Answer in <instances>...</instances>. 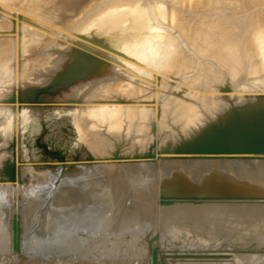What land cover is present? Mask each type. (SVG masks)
Listing matches in <instances>:
<instances>
[{
    "label": "bare ground",
    "instance_id": "1",
    "mask_svg": "<svg viewBox=\"0 0 264 264\" xmlns=\"http://www.w3.org/2000/svg\"><path fill=\"white\" fill-rule=\"evenodd\" d=\"M245 1L244 0H0V93H1V86L3 85V83L5 81H8V80L13 81V83H11L10 86H7L8 87L7 90H5L6 89L5 86H4L5 89H3V87H2V92H3V90H5V91L2 94H0V116L2 115L1 117H4V119L6 121V122L4 121L5 123L2 122V125L0 124L1 127L3 126V128H4V131L2 130L3 133L2 132H0V133L3 134L2 135L3 138H5V139L7 138L6 141L8 139H11V137H12V139L9 140L11 142H12V140H14L13 137H15L17 134L21 133L20 131H22L21 130L22 125H25L23 123L25 122V120L27 118L29 119V117H30L29 116V113H30L29 112L30 111L29 105H30V103L33 102V99L35 98L36 94L39 91H41L43 88L48 86L47 84H49V86H50V83H52V82H59V81L67 80L70 78H74V77L78 76V74L91 73L95 77V80L90 84L91 86L88 89H86V92L83 94L84 97L80 98L81 100L78 101V105L76 107V109L78 111V116H76L77 117V119H76L77 125L76 126L78 128V125H80L79 126L80 129L83 130V131L81 130L80 132H82L84 134L83 137H85V140H84V138H82V135H81L82 133L80 134V137L85 141V143H87L85 145L89 146L91 153H93V155L94 154L96 155V156L94 155V157H97L98 159L97 158L96 159L98 160V162L102 163L103 164L102 166L104 167V165H108L109 163H111L112 161H115V160H120V159L129 160L131 157L136 156L140 152L139 149L143 146L139 147L138 143L134 144V145H130L131 146L130 149L126 150L123 153H118V151L116 150L117 146L122 141H128V139H127L128 135L130 136L133 132L139 130V128L141 126L139 125L140 126L139 127L138 123L146 122L145 121L146 119L155 118L156 115H159L158 113L162 110V108H167L166 110L169 111V109H168L169 106H172V107L178 106V110L181 111L182 118H180L181 116H179L177 114L176 116L177 117L179 116V118L176 117V122H177V119H182L186 122L184 124L186 125V131L188 133L187 138L193 137V139L195 138V140H196L195 145H194L195 150L192 153H190L189 155H184L183 153L180 154L178 152V144L180 145L181 142H183V138H180L174 142H171L170 145H169V143L166 144V146H165V144L158 145L156 148H154V152L156 154H161V155L162 154H168L169 155L168 159L165 157V160H166V162H169V163L177 162V160H181V158H183L184 160H187V161L188 160L189 161L194 160V165H197V163H195L196 160L198 161V160H200V158H205V157L208 159L206 161H203V164H204L203 166H199V167L196 166V167H198V169L196 168L195 172H194L196 174V176L199 177L200 182H202V184H203V191L199 190L198 189L199 186L197 187V185L194 183V181H192V179L190 178L189 172L186 173L187 176L183 172L184 175H183L182 181H181V183L178 187V190H177V192H178L177 202L179 204L178 207H180V209H178V211L176 210L177 211L176 214H173V216H171L170 218H166L164 220V222L166 221L169 223L168 225H165V226L162 225L161 227L162 228L166 227L165 230L168 231L169 235L172 236V238L176 237L180 233L179 228L188 224L189 220H192L193 215H192L191 208H193L197 204H202V206L205 205L208 207H210V206L212 207L213 205L217 204V205H221L220 206L221 208L217 206L218 207L217 210L212 208L213 209V211L211 210L212 212H209L210 211V209H209V210H207L208 212L205 211L206 214L199 215V219L203 224V226H201V227H203V228L202 229L200 228L201 231L198 232V234H200V235L195 236L196 241L194 240V237L192 235H190L193 238H190L191 241L189 242V243H191L192 239H193V241L197 242L196 246L192 243V245L195 246V248H194L195 251L200 250L203 252L209 248L210 243L213 242L214 237H216L215 234L218 235V231H217V233H215V232L219 226H217V228H214L213 226H215V223H218L222 227H225V225H226V227H230L229 228L230 230L233 229V226H236L238 228H240L241 226H244V227L247 226L246 228L249 231L250 227L254 228L257 226V222L259 221L260 215H262L264 213V178L262 181H256V182L253 181L254 177L251 178L252 177L251 171H253V170L258 171L259 176L264 177V155H263V152L260 154L257 153V151H258L257 149L259 147L261 148L263 146L262 142L264 143V141H261V139H263L264 135L262 137L261 136L262 134H260V136H258L259 134H257V135L255 134L256 129L259 131L258 133H260V132L264 133V131L262 130V128H264L263 127L264 125L262 126V123L264 124V119H261L258 117L259 119H261L263 121H262V123H258V122H260V121H258L259 120L258 119L257 120L258 122L254 121L255 124H254L253 120H251L252 118H254L253 115L256 114V113L253 114V112H255L257 110V108H256L257 106L261 109L264 108V100L263 101L261 100L264 96V6L255 7L254 5L253 6L251 5V7H253V9H251L252 11L250 10L251 11L250 14H248V12H246L247 10L245 9V11H244L245 15L248 14L246 16H248L247 18L250 20L249 27L252 26V29H254V32H252V35H250L251 33H249V32H251L252 30L249 27H248V33L245 31L239 32L240 31L239 29L242 28V27L239 28V26L241 24V22H240L239 26L237 25V27L239 28V29H237V31L239 33H237V35H235L236 38L233 42H232L233 39H231V37H230L232 34V33H230V31L234 28L233 27L234 24H236V23L238 24V22L240 21V20H238L239 16L237 17V15H240L244 12L240 11V13L236 14L237 19L233 18L234 15H233V17H230V15H225L226 14L225 12L229 8L230 9L238 8V7H242V5H244V8H245V5L248 4V2L246 1L247 2L246 3ZM243 2H244V4H243ZM263 2H264V0H263ZM250 4H251V1H250ZM262 4H264V3H262ZM233 11H234V9L232 11H230V12H232L231 14H235V12L233 13ZM236 11L238 12V9ZM218 12H221L224 15L219 14ZM196 14H197V17L199 14L198 19L195 18ZM200 14H202V15L200 16ZM240 17H242V15ZM240 19H243V18H240ZM242 22H244V21L242 20ZM246 23H247V21H246ZM241 26H242V24H241ZM235 27H236V25H235ZM244 29H246V28H244ZM249 29L251 31H249ZM229 33H230V36H229ZM233 34H235V33H233ZM30 52H31V56H30ZM34 53H35V55H34ZM20 56L23 59L27 60L26 63L23 64L21 71H20V69H18V67H17V69L19 71L18 73H13L12 72L13 69L8 70L7 68L12 64L14 65L17 61L16 62H15V60L11 61V62H13L12 64H10L11 62H9L10 65L6 64V65H9L7 68L5 66V61L7 59H12V58L16 59L17 57H20ZM22 58H20V59L22 60ZM4 59H6V60L4 61ZM21 60L18 62V64L19 63L22 64ZM16 64H15V66H16ZM20 67H21V65H20ZM145 67L148 70L146 69V71H143V69H145ZM9 68H11V67H9ZM141 71H143V72H141ZM16 72H17V70H16ZM98 72L101 73V75H102L100 79H96L97 78L96 74ZM244 78L251 80L252 84L251 83L250 84L256 88H260V90H261L260 92H259V90H254L255 93L252 90V94H250V93L249 94L251 96L253 95V97H250L249 94L246 93V95L248 94L247 96L249 99H247V100L245 99L246 102L245 103L243 102V104H244L243 110H245L247 105H249L248 106L249 108H250V106L252 108H254V106H255L256 110L251 111L252 113L250 112L253 117L251 116L252 117L251 118L250 116H248V118L250 117L249 118L250 120L248 119V121L252 122L251 128H253V124L255 126L258 125L257 128H253V130H255L254 132L252 130V133H250L251 132V130H250V132H249L250 134H246V135L252 134V135L256 136L255 137L256 139H258L259 137L261 138L257 142V140L254 141L255 139L253 136V138L251 137L252 140L250 139L248 141V144H246L247 139L245 140V144L243 143L244 146L249 145V147H252L253 144H251V143L256 142L255 146L253 145V147L254 148L257 147L253 150V151H255V150H257V151L251 153L250 152L251 149H250L249 150L250 154L247 153L250 160L246 161V162H249L248 165L246 166V168H245V166L236 163L235 157L231 156L229 154V152L228 153H226L227 151L220 152V151H217L216 149H214L215 147H219L221 145L220 142H223L225 138L219 142L220 145L218 144V141H217L220 139L216 140L217 146L215 144H213L214 143L213 138H217L216 136L213 137L214 132L219 133L221 131H218V130L214 131L213 130V131L208 132L207 123L204 122L205 124L202 125L201 121L203 118H205L204 115L207 114L206 113L207 111L205 112V110H207V109H208V111L210 110L209 104L211 102H214L215 98L212 97V98H214L213 101L205 100V96L207 93L203 90V92H205V93L201 94L202 91L200 92L198 90L202 87L203 83L204 84L207 82L209 83L210 82L209 79H213V83L217 82L216 84H219L220 82L221 83L222 82L223 83L228 82V83H230L229 87H230V85L233 88L237 86L238 91L242 92L241 90H244L245 89L244 87H246V85L244 84L245 86H243L242 87L243 89H242V88H240L241 86H239L238 81H240L241 79H244ZM245 83L249 84L247 82H245ZM8 84H10V83H8ZM8 84H6V85H8ZM211 84H212V82H211ZM250 84H249V86H247L248 88L246 87L245 90H249V88L251 87ZM51 85H54V84H51ZM212 85H214V84H212ZM227 85H226V87H228ZM205 87H207V86H205ZM206 89H208V88H206ZM209 89H208V91H210ZM212 89H211V91H212ZM223 89H225V87ZM237 89H235V91ZM252 89H255V88H252ZM249 91L251 92V90H249ZM239 92H238V94L236 92V94L242 95L243 92H245V91H243L242 94H240ZM8 93L10 95H8ZM212 93L215 94V91H213ZM233 93H234V91H233ZM203 95H204V99H203ZM211 95L212 94H210V96ZM226 95H228V94H226ZM233 95L229 96L228 99L229 98L234 99L232 97ZM247 96L245 97V95H244L241 97L247 98ZM12 97H14V99H15L14 102L10 101ZM232 99L230 100V102L232 101ZM200 100L201 101H204V100L208 101V103L210 102L209 104L207 103L209 108L204 109L201 105L204 104L205 101L203 103V102H200ZM239 100L241 101L242 99H238V101ZM172 101H173L174 105H172ZM25 102L27 103V106L26 107L23 106V108H20V106L23 105ZM232 102L234 103V100ZM19 104H21V105L18 106ZM212 104H214V103H212ZM204 105H206V104H204ZM175 109H177V107H175ZM246 110H247V108H246ZM77 111H74V112L77 113ZM213 111H215V110H213ZM164 112H162V115H164ZM175 112H177V110ZM175 112H172V113H175ZM209 112L211 115L212 114L211 110ZM226 112H228V111H226ZM259 112L264 113V109H262V110L259 109ZM178 113H180V112H178ZM247 113L249 114V112H247ZM232 114H233V112H232ZM223 115H225V114H223ZM258 115H259V113H258ZM164 116H165V119H164V122H165L166 117L168 115L166 114ZM228 116H224V117L227 118ZM1 117H0V119L2 120ZM172 117H174V116H172ZM214 117H215V115H214ZM207 119H209V118H207ZM160 121L161 120L159 119V127H160V123H161ZM174 121H175V119L173 118L172 122H174ZM157 123H158V121H157ZM174 124H176V123L174 122ZM259 124H261V125H259ZM161 125H162V127L164 126L163 124H161ZM123 126H124V128L125 127L127 128V129H125L126 133L123 132L124 130H122V131L120 130ZM143 127H144V124H143ZM156 127H158L157 124H156ZM162 127H161V129H162ZM183 128H185V127H183ZM183 128H180L181 131ZM167 129H168V126H167ZM239 129H241V128L239 127ZM149 130L150 129L148 127L147 131H149ZM0 131H1V129H0ZM140 131H141V129H140ZM168 131L170 132V129L167 130V133L169 134ZM146 132L143 131V133H146ZM140 133H139V135L142 136L143 133H141V134ZM183 133H184V131H183ZM246 133H248V132H246ZM168 134H166L165 138L169 137ZM235 135H236V133H235ZM246 135L245 136L243 135V137H241V138L243 139L245 137V138L249 139V137H247ZM143 136H144V134H143ZM170 136H171V134H170ZM159 138H161V137H159ZM209 138H212V139L210 140ZM234 138H235L234 140L236 142L237 141L236 136ZM237 138H239L241 140V138L239 136ZM139 139H140V137H139ZM239 139H238L239 142H236V143L238 145H240V144L242 145L241 142H243L244 140L240 141ZM234 140L232 138V141L231 140H228V141L230 143V142H233ZM164 141H165V139H164ZM2 142H3L2 144H5V141H2ZM224 142L226 143L227 141H224ZM234 143H232V144L235 145L236 143L235 144ZM126 144H127V142H126ZM211 144H212V146H211ZM213 145H215V147ZM257 145H259V146H257ZM98 146H99V148H97ZM14 147H16V146H14ZM2 148L3 147L1 145V149H0V191L16 189V190H18L17 192H19L23 188L25 189L26 187H24L23 184L16 183L15 181H14L15 182L14 183L13 180H11V178L6 176V174L4 175V171H3V170H5L4 165H5V160H7V157H9L10 159L12 158V160L17 157L16 156V154H17L16 148L17 147L16 148L11 147L9 152H8L9 149L5 150L6 149L5 147L3 149ZM118 148H119V146H118ZM120 148H122V147H120ZM174 148H177V150ZM221 148H222V145H221ZM248 149H247V151H248ZM256 153L258 155H256ZM144 160H145V158H144ZM15 162H16V160H15ZM97 165L99 168L100 165L99 164H97ZM110 166L112 167L113 164ZM113 168L114 167H112L111 169H113ZM99 169H97V170H99ZM95 171H96V169H95ZM31 172H32V170H31ZM48 174H49V172H48ZM253 174H254V172H253ZM99 177H100V175H99ZM76 178H78V177L76 176ZM86 178H89V180H91L90 176L86 177ZM103 178H104V176H103ZM69 179H70V177H69ZM144 179H146V178H144ZM165 179H166V177H165ZM105 181H107V180H105ZM175 181H177V180H175ZM17 182H18V179H17ZM21 183H23V182H21ZM82 183H79V184H82ZM143 184H144V182H143ZM79 187H82V186H79ZM111 188H113V187H111ZM111 188L105 187V189L103 188L102 191L105 195L110 197L111 200H114L115 195H113L112 192H110ZM77 189L74 188L71 191L76 190V192H77ZM34 190H32V191L34 192ZM32 191H31V193H32ZM65 191H66L65 193H67L66 189H65ZM131 191L132 190H130V192ZM74 192H72L73 195L75 194ZM82 192H84V191H82ZM91 192L89 191V193H91V195H89V193L86 192L87 195H81V197L83 196V198L87 199V196H88V198L90 200L91 199L90 197H92V194L94 193V191L92 190ZM24 193H26V192H24ZM78 193H80V192H78ZM62 194H64V193H62ZM146 194L149 195V193H145L144 195H146ZM78 195H80V194H78ZM173 195H176V194H173ZM67 196H69V194H67ZM71 197H69V198H71ZM73 197L76 198L75 196H73ZM142 197H143V195H142ZM152 197H154V196H152ZM229 197L237 198L238 202L233 203V201H228ZM1 198L2 197H0V199ZM4 198H5V195H4ZM17 198H19V197H17ZM29 198L31 199V197H29ZM63 198H64V196H63ZM147 198H149V196ZM171 198H173L171 200V201H173L174 197H171ZM67 199H68V197H67ZM19 200L21 201V198ZM19 200L17 199V201H19ZM79 200H78V203H79ZM127 200H128V198H127ZM33 201L35 203V199ZM33 201H32V203H33ZM66 201L67 200H65V202ZM90 201H89V203H90ZM171 201H170V203H171ZM93 202H94V199H93ZM128 202L129 201H126L125 204H127ZM144 202H146V201H144ZM36 203H37V201H36ZM74 203L77 204V206H78V203H76L75 201H74ZM5 204H8V203H5ZM29 204H30V201H29ZM67 204H69V203H67ZM22 205H24V203ZM26 205H27V203H26ZM35 205H37V204H35ZM38 205H40V204H38ZM69 205H71V203ZM98 205H100V204H98ZM128 205L130 206V204H128ZM3 206L7 207V205H4V203H3ZM3 206H2V208H3ZM72 206L74 207L75 205L73 204ZM145 206L148 207V205H145ZM149 206H151V204ZM11 207H12V205H11ZM25 207H20V208H25ZM30 207H32V206L30 205ZM166 207H167V205H166ZM2 208H0V257H1L0 264H36L37 262L33 263L34 261H31L32 259H30L28 257L29 256L28 253H26L25 255L22 254L23 256L20 257L18 254H21L23 251L15 250L13 248V243H12L13 242V240H12L13 232H12V228H11L12 225L9 226L8 225L9 223L6 222V221L9 222V220L12 218L8 219L6 217L8 215L6 212V210L8 208L7 209L4 208V212H6V215L3 216V214H5V213L3 212ZM27 208H28V206H27ZM80 208L81 207H79V209ZM88 208H89V205H88ZM96 208H97L96 210H95V206L93 208L95 213H97V210L100 209V208L98 209L97 205H96ZM130 208L132 210L133 207H130ZM129 209H127V210H129ZM24 210H26V209H24ZM28 210L29 209H27V211ZM32 210H34V209H32ZM72 210H74L75 213H77L76 216L74 214V216H75L74 218L78 219L79 217H81L80 215H78V211L80 212L81 215L83 214L82 210L80 211L77 209L78 210L77 212H76L75 208H73ZM89 210H92L91 207ZM133 210H135V208ZM143 210H144V207H143ZM148 210H150L149 207H148ZM7 211H9V209ZM87 211H88V209H87ZM20 212L21 211H19V213ZM83 212H84V210H83ZM88 212H90V211H88ZM101 212H102V210H101ZM101 212H100V214H102ZM150 212H151V210H150ZM30 213L31 212H29L28 214H30ZM70 213L73 214L72 212H70ZM131 213H133V212H131ZM141 213H139V214H141ZM71 214L68 216H71ZM94 214H93V216H94ZM152 214H153V211H152ZM17 215H18V213H17ZM49 216H48V218H50ZM68 216L66 217L64 215V217L67 218L66 220L70 219V218H68ZM85 216H86V214H85ZM93 216L90 215V217H88V215H87V217H85V219L87 218L88 221H89V219L93 221L94 220ZM96 216H98V214H96L94 217H96ZM126 216H128V214ZM9 217H12L11 214ZM62 217L63 216L59 217V218H61L60 221H63ZM6 218L8 220H6ZM81 218L83 219L84 217H81ZM98 218H99V216L96 217L95 219L97 221H99ZM100 218H102V217H100ZM103 218H105V217H103ZM113 218H116V217H113ZM121 218H124V217H121ZM261 218H263V217H261ZM85 219H83V220H85ZM137 219H138V217H137ZM142 219H146L144 217V215H143ZM20 220H19V223H20ZM66 220H64V221L66 222ZM71 220H72V218L70 219V221ZM96 220H94L93 223H95ZM100 220L102 221V219H100ZM124 220H125V218H124ZM73 221H74V223L76 221V223H75L76 227L80 229L81 223L80 222L77 223L76 219L75 220L73 219L72 222H70V223H69V221H68V223H66V224H68V227L70 226L69 229L70 230L73 229L74 225L71 226V224H73ZM104 221H106V219ZM104 221L101 223L99 222L98 224L97 223L92 224L89 221L91 226L92 225H96V226H94V227L92 226L91 227L92 229L90 230L89 229L90 226L87 224V226L89 227L88 229L90 231V232L89 231L88 232L91 233V231H93V230H95L97 232H101L103 230V228L107 226V224ZM126 221H124V222H126ZM83 222L82 223L85 225V221H83ZM86 222H87V220H86ZM149 222H151V221H148V223ZM66 224H64L65 228H66ZM218 224H216V225H218ZM222 224H224V226ZM62 225H63V222L61 223L60 228ZM148 225H150V224H148ZM43 227H45V226H43ZM84 227H83V229L81 228L80 231H78L79 229H77L75 234L73 233V235L75 236L77 233H78L77 235H79V232L81 233L82 230L86 231V227L85 228ZM122 227H121L122 232L120 231L121 234L125 232L123 230L128 229V228L124 229V227L123 228ZM192 227L190 230H192ZM248 227H249V229H248ZM93 228H95V229H93ZM143 228H142V231H143ZM160 228L158 227V230L154 229L153 231L154 232L156 230L159 231ZM195 228L196 229H194V231L195 230L199 231L198 226ZM246 228H244L242 230V232H246V231H244V230H246ZM30 229H32V227ZM57 229H55V230H57ZM69 229H67V231H65V232H67V235L71 232V231H68ZM75 229H73L72 231H74ZM183 229H184V227L181 228L182 233L184 231ZM241 229H238L235 233L232 232V236L234 234V237L236 236L235 238L234 237L232 238L231 236H229V237H231L234 240H236L239 237L238 239L241 240V236L245 235L244 233H242L240 231ZM50 230H52V229H50ZM226 230H227V228H226ZM254 230H256V229H254ZM261 230L263 231V229H261ZM59 231L62 235V232H61L62 230H59ZM59 231L58 232L56 231V234L59 233ZM85 231L83 233H85ZM153 231L151 230V232H153ZM160 231L162 232V230H160ZM256 231H255V233H258V231L257 232ZM27 232H29V230H27ZM40 232H42V231H40ZM43 232H45V230H43ZM137 232H139V231H137ZM137 232H135V233H137ZM221 232L223 233V231H221ZM221 232L219 235L222 234ZM226 232L224 233L223 236H225V234L226 235L228 234V232L227 233ZM237 232H238V234L242 233L243 235L239 234V236H238V235H236ZM119 233H118V235H119ZM143 233H145V232H143ZM150 233H148V234L145 233L144 236L150 235ZM163 233L165 234V236H167L166 235L167 232L165 233V231H164ZM182 233H181V236H182ZM44 234L47 235V232ZM121 234H120V236H121ZM156 234H158V235H156ZM164 234H162V233L159 234L156 232L155 236L157 237V236L162 235L163 242H165L166 239L164 241V238H165V237H163ZM25 235L26 234H22V237ZM31 235H32V232H31ZM63 235H65V234L63 233ZM67 235H66V237H67ZM85 235H86V233H85ZM90 235H94V234L92 233ZM95 235H94V237H95ZM136 235L139 236L142 234L137 233ZM71 236H69V238L67 237V239L70 240ZM74 236H72V237H74ZM131 236L133 237L134 235H131ZM144 236L143 237L140 236L141 238H143L142 239L143 241L147 238ZM181 236H180V238H181ZM183 236L185 237L184 240L186 239L189 241V239L186 238L187 236L185 235V233ZM190 236H188V237H190ZM22 237L20 236V243H22L21 241L24 242V240H25V238L23 240ZM28 237L31 238V240H32V238L34 236L33 235L29 236V234H28ZM47 237H49V235ZM54 237H55V235H54ZM62 237L63 236H61V238ZM75 237H77V236H75ZM79 237H77L78 241L83 236L81 235ZM156 237L152 236V238H156ZM227 237L228 236H226V238ZM58 238H60V235ZM113 238H114V236H113ZM128 238H129V236H128ZM135 238L136 237L133 238V243L136 241H140V239H141V238L137 237L136 238L137 240L134 241ZM157 238H160V237H157ZM223 238H225V237H222L221 239L223 240ZM244 238L246 239V237H242V239H244ZM52 239H55V238L52 237ZM107 239H108L107 240L108 244L110 241L109 239H111L112 243L114 242L111 237H109ZM238 239H237V242H238ZM31 240L29 241L30 244H27L28 242L25 243L28 240H26L24 242L26 244V246L31 245ZM42 240H43V238H42ZM48 240H49V238H48ZM59 240H61V239H59ZM59 240H57V238H56V241L59 242ZM74 240L76 241L75 238H74ZM74 240L71 239L68 243L70 244V242L72 241L75 244L77 241L75 242ZM102 240L105 241V239H102ZM102 240H101V247L103 248V246H106V245H103L104 241H102ZM142 240L140 241L141 243H142ZM181 240L178 239V241H179L178 243H180ZM226 240H228V239H226ZM131 241H130V243H131ZM167 241H168V239H167ZM218 241H219V237H218ZM218 241H215V243ZM117 242H115V243H117ZM140 242H139V244H140ZM186 242L187 241H185V243ZM222 242L223 241H221V243ZM232 242H234V241L232 240ZM45 243L43 242L42 245L45 246ZM51 243H52V241H51ZM60 243H61V241H60ZM60 243L59 244L56 243L57 244L56 248H58V245H60ZM105 243H107V242H105ZM123 243L126 244L127 242L125 243L123 241ZM130 243H129V245H133ZM136 243H134L135 247H136V245L137 246L139 245L138 243L137 244ZM154 243H156V242H153V240H152V244H154ZM215 243L211 244V246H210V247L213 246V248H214V250L213 249L212 250L215 252V255L213 256V259L215 260V262L224 261L223 259H225V258L228 260V258H230L231 255H233L234 253L236 254L237 249L240 248V247L238 248V246H237V248L235 247L236 246L235 242L232 243V244H235L234 245L235 248L234 247L228 248L229 246L224 247L225 244L223 245V247H219L224 242L222 244H220V243L215 244ZM25 244L23 245L24 247L21 246V247H23V249H26L28 247V246L26 247ZM62 244H63V242L61 243V245ZM74 244H72V245H74ZM77 244L78 243H76V245ZM79 244H80V242H79ZM120 244H122V242L118 243L117 246H119ZM142 244H144V243H142ZM157 244H154V245L157 246ZM164 244H166V243H162L161 246L163 247ZM182 244L185 245L184 242ZM241 244H243V243L241 242ZM65 245H66L65 248L67 249V244L65 243L63 246H65ZM89 245H88V247H89ZM141 245L136 247V250ZM149 245H151V244L149 243ZM154 245L152 247H154ZM167 245L164 247H167ZM171 245H173V244H171ZM227 245H228V243H227ZM237 245H240V244L237 243ZM32 246H35V245L33 244ZM39 246H36V247H39ZM43 246H40V249ZM51 246L52 245H50V247ZM68 246H69L68 248H71L70 247L71 245H68ZM113 246H114V244H113ZM230 246H232V245H230ZM91 247H92V245H91ZM99 247H100V245H99ZM121 247L122 246H120V253L122 254V256H127V258H129V256H130L129 254H130L131 249L129 251L127 246H124L122 249H121ZM258 247H260V246H258ZM149 248L151 249V250H149L150 252L147 250ZM149 248H146V251L148 253H151L153 250L155 252H157L154 249L155 247L153 248V250H152L151 246H149ZM169 248H171V247H169ZM261 248L263 249V247H261ZM28 249H29V247H28ZM28 249H26V250H28ZM38 249L39 248H37V250ZM47 249H49V248H47ZM54 249H55V247H54ZM66 249H64L63 251L64 252L67 251ZM79 249H81V248H79ZM112 249L108 250V253L106 252L108 254V256H110L109 251H112ZM157 249H158V247H157ZM215 249H218V250L216 251ZM260 249L258 248V250H260ZM262 249H261V251H262ZM82 250H84V251L80 255H82V258L85 260V262L86 261L89 262V261L93 260V258L95 259V257H91V253L93 252L92 255L94 256V254H95V256H96L97 252H95V251L90 252L91 250L90 249L88 250L87 248L86 249L84 248ZM98 250H99V248H98ZM103 250L106 251L107 249H103ZM117 250H119V247ZM173 250L174 249L171 250V253ZM17 251L20 252V253L18 252V254H17L20 258H18L17 255L15 254ZM28 251H30V250H28ZM96 251H97V249H96ZM143 251H144L143 253L146 252L145 249H143ZM24 252H26V251L24 250ZM38 252H39V250H38ZM40 252H41L40 254L42 255L41 250H40ZM73 252H74V250H73ZM174 252H175V250H174ZM238 252H240V250ZM258 252H257V254L261 253V252L260 253H258ZM12 253H13V255H12ZM29 253H31V251ZM67 253H68V251H67ZM100 253L102 254L103 252L101 251ZM176 253L180 254V252H176ZM14 254L16 255V257L18 259H16L14 257ZM31 254H30V257L32 255H34V254L31 255ZM40 254L38 255L39 258L41 257ZM68 254L71 255L72 252H71V254L70 253H68ZM68 254L66 255V257L68 256ZM139 254H140V252H139ZM155 254H153V255H155ZM178 254H176V255L179 256ZM182 254L185 255L184 256V258H185L186 254H188V253L185 252ZM182 254H180V255H182ZM190 254H192V253H190ZM53 255H54V253H53ZM103 255H105V254H102V257H103ZM137 255H138V253H137ZM143 255H145V254H143ZM75 256L77 257L78 255L75 254L74 257ZM98 256H100V255H98ZM108 256H107V258H108ZM168 256H166V257H168ZM188 256H190V255L188 254L187 257ZM251 256H249V257H251ZM36 257H37V255H36ZM44 257H45V254H44ZM44 257L42 260H41V258L40 259L37 258L38 260H41L37 264H70V263L73 264L72 262H74L73 260L71 262L70 259H69L70 262L69 261L62 262L61 261L62 259L68 260V258H64V257L60 258L57 256L58 259L59 258L61 259L60 262H59V260H54V259L53 260H49L47 258L44 259ZM46 257H47V255H46ZM71 257L72 256H69V258H71ZM102 257H101V259H102ZM105 257L106 256H104L103 258H105ZM114 257H115V255H114ZM192 257H190L188 259H191ZM239 257H240V255H239ZM239 257H237V259H236L237 261H238ZM51 258H53V256ZM117 258L118 257L114 258L115 261L117 260ZM169 258H171V256H169ZM193 258L196 259V257H193ZM198 258H200V257L198 256ZM252 258H253V260L255 259L253 256H252ZM258 258H259V256H258ZM77 259L79 260V257H77ZM101 259H99L100 263H101ZM131 259H133V258H131ZM134 259L132 261H134ZM146 259H142V260L146 261ZM188 259L186 260V262L188 261ZM201 259L202 258L199 259L200 262H201ZM242 259L240 257V260L238 261L239 264L243 263L244 261H247V259L246 260H244V258H242ZM34 260H35V258H34ZM38 260H35V261H38ZM107 260H109V258ZM111 260L112 259H110V261ZM128 260H130V259H128ZM136 260H135V262L137 263ZM150 260H151V258H150ZM174 260H175V258H174ZM174 260L172 259V260H168V261L170 262V264L171 263L174 264V262H175ZM197 260L198 259H196L195 262ZM241 260H242V262H241ZM249 260H251V262H252L251 258ZM261 260H264V258ZM104 261H102V262L105 264L106 261L105 262ZM172 261H174V262H172ZM93 262H92V264H95V261H93ZM169 262H167L166 264H168ZM180 262H179V264H180ZM227 262H228L227 264L232 263V262L230 263V260H228ZM258 262L260 263V261H258ZM262 262L264 263V261H262ZM77 263H79V262H77ZM117 263L119 264V262H117ZM117 263L114 262V264H117ZM121 263H123V262H121ZM124 263H125V261H124ZM150 263H151V261H150ZM196 263H198V262H196ZM245 263L246 262H244V264ZM263 263H261V264H263ZM112 264H113V262H112ZM145 264H146V262H145ZM176 264H178L177 261H176ZM183 264H186V263L183 262ZM187 264H188V262H187ZM191 264H195V263L194 262L192 263V261H191ZM198 264H202V263H198ZM221 264H222V262H221ZM253 264H256V262H253Z\"/></svg>",
    "mask_w": 264,
    "mask_h": 264
},
{
    "label": "rangeland",
    "instance_id": "2",
    "mask_svg": "<svg viewBox=\"0 0 264 264\" xmlns=\"http://www.w3.org/2000/svg\"><path fill=\"white\" fill-rule=\"evenodd\" d=\"M245 1V0H244ZM247 2H248V4L247 5H245V8H244V5H242V7H238V8H233L234 9V11H233V13L235 12V14H231L232 12H230V11H232L233 9H228L225 13V15H230V17H233V15H234V19H237L236 18V14H238V13H240V11H242V12H244L245 11V9L247 10L246 12H248V14H250V12L252 11L251 9H253V7H251V5L253 6H255V7H261V6H264V4H262V3H264L263 2V0H250L251 1V4H250V1L249 0H246ZM245 1V2H246ZM246 2V3H247ZM253 3V4H252ZM243 4H244V2H243ZM262 4V5H261ZM249 5V6H248ZM259 5V6H258ZM241 8V9H240ZM238 9V12L236 11V10ZM243 9V10H242ZM230 10V11H229ZM249 10V11H248ZM251 10V11H250ZM219 14H222V15H224L223 13H221V12H218ZM228 13V14H227ZM248 14H246V15H248ZM202 14H200V16H201ZM242 15V17H240ZM245 15V12L244 13H242V14H240V15H237V17L239 16L240 18H243V19H240L239 17H238V20H240L239 22H238V24L236 23V24H234V28L230 31V33H232L231 34V36H230V33H229V36L231 37V39H233L232 40V42L235 40V38H236V36L235 35H237V33H239V32H243V31H245V32H247L248 33V27H249V24H250V20L247 18L248 16H246ZM198 17H199V14H198ZM198 17H197V14L195 15V18H197L198 19ZM242 20L244 21V22H242ZM235 21V20H234ZM246 21H247V23H246ZM240 22H241V24H242V26H241V24H240ZM233 24V23H232ZM239 24H240V26H239ZM245 24V25H244ZM235 25H236V27H235ZM237 25L239 26V28L240 27H242L241 29H239L238 27H237ZM251 26V25H250ZM246 28V29H244V28ZM250 29H249V31H251V32H249V33H251L250 35H252V32H254V29H252V26L251 27H249ZM236 29V30H235ZM237 29H239L240 31L238 32L237 31ZM234 30V31H233ZM237 31V32H236ZM233 33H235V34H233ZM246 33V34H247ZM234 37V38H233ZM34 55H35V53H34ZM30 56H31V52H30ZM20 58H22L21 56L20 57H17L16 59L14 58H12V59H4V61H5V66H6V68L10 65V64H12L13 62H11V61H14L15 60V62L17 63H15L16 64V66H15V64L13 65H10L9 67H11V68H7L8 70H12V72L13 73H18L19 71H18V69H20V71H21V69H22V67H23V64L24 63H26V61L27 60H25V59H23L22 58V60L20 59ZM21 60V62H22V64L21 63H19L18 64V62ZM8 61V62H7ZM24 61V62H23ZM9 62H11L10 64H9ZM6 64H9V65H6ZM20 65H21V67H20ZM17 67H18V69H17ZM146 67H145V69H143V71H146ZM16 70H17V72H16ZM148 70V69H147ZM143 71H141V72H143ZM89 74V75H88ZM81 75V76H80ZM97 75V78L96 79H100L101 78V73H97L96 74ZM95 80V77L91 74V73H87V74H78V76H76V77H74V78H70V79H67L66 81L65 80H63V81H59L58 83H52V84H54V85H51L50 84V86H49V84H47L48 86L41 92V94H39L38 95V97H40V96H42V98L39 100L38 98H37V94L40 92H38L37 94H36V96H35V98L33 99V102L32 103H30V105H29V107H30V113H29V119L27 120H25V122L23 123V124H25V125H22V131H20L21 133H19V134H17L15 137H13L14 138V140H12V142L11 141H9V140H11L12 139V137H11V139H8L7 141H6V139L5 138H3V131H4V128H3V126L1 127V125H2V122H4L5 121V119H4V117H1L2 118V120L0 119V129H1V131L0 132H2V133H0L1 135H0V149H1V145H2V147L4 148H6L5 150H8V152L10 151V149H11V147L12 148H16L17 149V154H16V158L15 159H13L12 160V158L10 159L9 157H7V160H5V167H4V169L5 170H3L4 171V175L6 174V176H8L9 178H11V175L14 177V180H13V182L15 181L16 183H20V184H23L24 185V187H26L25 189L23 188L21 191H19V192H17L18 190H16V189H11V190H4V191H0V197H2L1 199H0V208H2V206H3V203H4V205H7V207L6 206H3V212H4V208L5 209H9V211H7L6 210V212H7V218L8 219H10V218H12L13 217V215H16V219H17V222L19 223V220H20V223L18 224L19 226H20V236L22 237V234H26L25 236H23L22 237V239L24 240V238H25V240H24V242L26 241V240H28V241H26L25 243H27V244H30V240H31V238H29L28 237V234H29V236H34L33 238H32V240H31V245H27L28 247H29V249H28V247L26 246V244L23 242V241H21L22 243H20V248H19V250L20 251H23L24 252V250L26 251V252H22L21 254H18V252L19 251H17L15 254L17 255H19L20 257L21 256H23V255H25L26 253H28L29 254V258L30 259H32L31 261H34L33 263H38L39 261H41L42 259H43V257H44V254H45V257H44V259L45 258H47V259H49V260H59V262H60V258L62 257H64V258H68V260H65V259H62L61 261L62 262H67V261H69V259H70V261L72 262V260L74 261V262H72L73 264H92V262L93 261H95V264H99L100 263V260L99 259H101V257H102V254H105V255H103V257L104 256H106L105 258H103L102 257V259H101V263L100 264H104L102 261H104L105 259V264H112V262H113V264H114V262L115 263H117V262H119V264H123L124 263V261H125V263L124 264H126L128 261V263L127 264H132L133 262L135 263V264H145V262H146V264H166L167 262H169L168 260H174V258H175V262L174 261H172V262H174V264H176V261L178 262V264H179V262H180V264H183V262L184 263H186L187 264V262H188V264H191V261H192V263L194 262L195 264H198V263H202V264H221V262H222V264H227L228 262V260H230V263L231 264H239L238 263V261L240 260V257H241V259L242 258H244V260H246L247 259V261H244V262H246L247 264H253V262H256V264H261V263H263L262 261H264V260H261V259H263L264 258V213L262 214V215H260V218L261 217H263V218H259V221L257 222V226L256 227H254V228H251L250 227V229H249V227H248V229H249V231L247 230V226H241L240 228H238V227H236V226H233V229H229L230 227H226V225H225V227H222L221 225H219L218 223H215V226H213L214 228H217V226H219L218 227V229L216 230V232L215 233H217V231H218V235L217 234H215L216 235V237H214V241L213 242H211L210 243V246H211V244H213V243H215V241H218V237H219V241L218 242H216L215 244H222L223 242V244L222 245H220L219 247H223V245H224V247H228V248H231V247H234V245L235 244H232V243H236V248H237V246H238V248L239 249H237V251H236V254L234 253L233 255H231V257L230 258H228V260L225 258V259H223L224 261H218V262H215V260L213 259V256L215 255V252L213 251L214 250V248H213V246L212 247H210L209 246V250L208 249H206V251H200V250H198V251H195L194 250V248H195V246H196V244H197V242H195L196 241V239H195V236H198V235H200V234H198V232H200L201 231V229L203 228V227H201V226H203V224H202V222L200 221V219H199V215H201V214H206V212L205 211H207V210H209L210 209V211L209 212H212L213 211V209H215V210H217L218 209V207H220L221 205H213L212 207L210 206V207H208V206H202V204H197L196 206H194L193 208H191V210H192V215H193V218H192V220H189V222H188V224H186V225H184V226H182V227H184V231H183V233H182V231H181V228H179V234L176 236V237H173L172 238V236H170L169 235V233H168V231H166L165 229H166V227L163 229L161 226L162 225H168L169 223L168 222H164V220L166 219V218H170L171 216H173V214H176V212L178 211V209H180V207H178L179 206V204H178V202H177V199H178V192H177V190H178V187H179V185H180V183H181V181H182V178H183V172L185 173V175L187 176V174L186 173H190L189 175H190V178L192 179V181H194V183L197 185V187H198V189L199 190H202L203 191V184H202V182H200V179H199V177L198 176H196V174L194 173L195 172V169L197 168L198 169V167L199 166H203L204 164H203V161H206L208 158H200V160H196L195 161V163H197V165H194V160L193 161H187V160H184L183 158H181V160H177V162H172V163H169V162H166V160H165V157L168 159V154H156L155 152H154V148H156L158 145H162V144H165V146H166V144H168L169 143V145H170V143L171 142H174V141H176V140H178V139H180V138H183V142H181V144L179 145L178 144V152L180 153V154H184V155H189L190 153H192L195 149H194V145H195V142H196V140H195V138L193 139V137L192 138H187V131H186V125L184 124V123H186L184 120H182V119H177V122H176V115L178 114L179 116H181L180 118H182V115H181V111L180 110H178V106H174V107H172V106H169L168 107V109H169V111L168 110H166L167 108H162V110L158 113L159 115H156L155 116V118H150V119H146L145 121L146 122H140V123H138V126L140 127L139 128V130H137V131H135V132H133L130 136L128 135V141H122L118 146H119V148H118V146H117V148H116V150L118 151V153H123V152H125L126 150H128V149H130V145H134V144H137L138 143V145H139V147L140 146H143V147H141L139 150H140V152L136 155V156H134V157H131L129 160H122V159H120V160H115V161H112L111 163H109L108 165H104V167L102 166L103 164L102 163H99L98 162V158L97 157H94V155H93V153H91V151H90V148H89V146L87 147L85 144H87V143H85V137H83V133L82 132H80L82 129H80V125H78V128H77V117L76 116H78V111H77V109H76V107H77V105H78V101H80L81 99L80 98H83L84 97V93L86 92V89H88L91 85V83L93 82ZM210 80V82L208 83L207 81V83H203V85H202V87L200 88V89H198L200 92H201V94H204L205 92L207 93L206 94V96H205V100H210V101H213V99H214V102H209L208 103V101H205V103H204V101H201L200 100V102H203L204 104H206V105H204V104H202L201 106L204 108V109H207V108H209L210 110H211V115H210V110L208 111V109L207 110H205V112L207 113L206 115H204V117L205 118H203L202 119V121H201V123H202V125H204L205 123H207V128H208V132H210V131H221V132H219V133H216V132H214V135H213V137H217V138H213L214 139V143L213 144H217L216 142L218 141V144H219V142L220 141H222V139H224V141H227L226 143L223 141V142H220V144L222 145V148H221V145L219 146V147H215V145H213L215 148L214 149H216L217 151H220V152H222V151H227L226 153H228L229 152V154L231 155V156H233V157H235V159H236V163H238V164H240V165H243V166H245V168H246V166L248 165V163L249 162H246V161H249L250 159H249V157H248V154H250L249 153V150L251 149V153L252 152H255V151H257V153L258 154H260V153H262L263 152V155H264V143L262 142V144H263V146L260 148H258L257 150H255V151H253L255 148H257V147H253V145L255 146V144H256V142H253V143H251V144H253L252 145V147H249V145H243V143L245 144V140L247 139V142H246V144H248V141L251 139V137L253 138V136L254 135H246V134H250V133H252V130H253V128H257V126H255L254 124H255V122H258V121H260V122H258V123H262V121L263 120H261V119H264L263 117H264V113L262 112V113H260L259 112V109L260 110H262V109H264V108H259L258 106L256 107L257 108V110H256V108H255V106H254V108H252L251 106H250V108L248 107L249 105H247L246 106V108H247V110H246V108H245V110H243L244 109V104H243V102L245 103L246 102V100L247 99H249L248 98V94L250 93V94H252V90H253V92H254V90H259V92L261 91L260 90V88H256V87H254L253 85H251L252 83H251V80H249V79H241L240 81H238V84H239V86H241L240 88H242L243 86H245L246 85V87L247 86H249V84H250V88H249V90H251V92L249 91V90H245L246 89V87H244L245 89L244 90H241L242 92L243 91H245V92H243V94L245 95V97L247 96V98H242L241 96H244L243 94H242V92H239L238 91V89H237V86L236 87H232L231 85H230V87H229V84L230 83H219V84H216L217 82H214L213 83V79H209ZM245 80V81H244ZM211 82H212V84H214V85H212L211 84ZM244 82V83H243ZM245 82H247V83H249V84H246ZM8 83H10V84H8ZM11 83H13V81H11V80H8V81H5L4 83H3V85L1 86V93L0 94H2L5 90H7V86H10L11 85ZM6 84H8V85H6ZM208 84V85H207ZM224 84V85H223ZM228 84V85H227ZM245 84V85H244ZM226 85L228 86V87H226ZM6 87V89H5V87ZM205 86H207V87H205ZM223 86V87H222ZM2 87H3V89H5V90H3V92H2ZM215 87V88H214ZM225 87V89H223ZM206 88H210L209 90L210 91H208V89H206ZM213 88V89H212ZM248 88V87H247ZM252 88H255V89H252ZM211 89H212V91H211ZM235 89H237L236 91H235ZM243 89V88H242ZM203 90L205 91V92H203ZM207 90V91H206ZM240 90V89H239ZM263 90V89H262ZM213 91H215V94L214 93H212ZM229 91V92H228ZM233 91H234V93H233ZM247 91V92H246ZM249 91V92H248ZM210 92V93H209ZM218 92V93H217ZM236 92H237V94H238V92L240 93V94H242V95H237L236 94ZM258 92V91H257ZM256 92V93H257ZM246 93H248L247 95H246ZM255 93V92H254ZM253 93V94H254ZM262 93V92H261ZM209 94V95H208ZM210 94H212L211 96H210ZM226 94H228V95H226ZM230 94V95H229ZM234 94V95H233ZM249 94V96L250 97H253V95L251 96ZM259 94V93H258ZM8 95H10L9 93H8ZM82 95V96H81ZM216 95V96H215ZM231 95H233L232 97L234 98V99H232V98H229L228 99V97L229 96H231ZM236 96V97H235ZM212 97H214V98H212ZM262 98V97H261ZM263 98H264V96H263ZM261 99L262 101L264 100V99ZM203 99H204V95H203ZM232 99V101L234 100V103L231 101L230 102V100ZM238 99H242L241 101L239 100L238 101ZM246 99V100H245ZM218 102H217V101ZM229 100V101H228ZM260 100V99H259ZM260 100V101H261ZM240 102V103H239ZM257 102V101H256ZM259 102V101H258ZM26 103V102H25ZM23 104V105H21V104H19L18 106H20V108H23V106H27V103L26 104ZM209 104V107H208V104ZM212 103H214V104H212ZM229 103V104H228ZM172 105H174L173 104V101H172ZM217 107H216V106ZM240 105V106H239ZM17 107V106H16ZM175 107H177V109H175ZM226 107V108H225ZM217 108V109H216ZM228 108V109H227ZM76 109V110H75ZM171 109V110H170ZM250 109V110H249ZM166 110V111H165ZM177 110V112H175ZM213 110H215V111H213ZM228 111V112H226V111ZM257 112H256V111ZM74 111H77V113L76 112H74ZM165 111V112H164ZM231 111V112H230ZM251 111H255V112H253V114L254 113H256L255 115H253L254 116V118H252L253 116H252V112ZM162 112H164V115H168L167 117H166V120H165V122H164V119H165V116L164 115H162ZM172 112H175V113H172ZM178 112H180V113H178ZM230 112V113H229ZM232 112H233V114H232ZM247 112H249V114L247 113ZM251 112V113H250ZM258 113H259V115H258ZM77 114V115H76ZM174 114V115H173ZM223 114H225V115H223ZM251 114V115H250ZM214 115H215V117H214ZM229 115V116H228ZM232 115V116H231ZM172 116H174V117H172ZM179 116L177 117V118H179ZM224 116H228L227 118L226 117H224ZM248 116H252L251 118V120H253V122H254V124H253V128H251L252 127V122L251 121H248V119L250 118H248ZM76 117V118H75ZM158 119H157V118ZM160 117V118H159ZM171 117V118H170ZM256 117V118H255ZM261 118V119H259V118ZM173 118L175 119V123L176 124H174V122H172L173 121ZM207 118H209V119H207ZM211 118V119H210ZM152 119V120H151ZM159 119L161 120L160 122V127H159ZM205 119V120H204ZM207 119V120H206ZM256 119V120H255ZM259 119V120H258ZM7 120V119H6ZM163 120V121H162ZM171 122H170V121ZM250 120V119H249ZM258 120V121H257ZM9 121V120H8ZM157 121H158V123H157ZM180 121V122H179ZM6 122V121H5ZM4 122V123H5ZM76 122V123H75ZM183 122V123H182ZM205 122V123H204ZM172 123V124H171ZM143 124H144V127H143ZM156 124H157V126L158 127H156ZM161 124H163L164 126L162 127V125ZM168 124V125H167ZM155 125V126H154ZM177 125V126H176ZM259 125H261V124H259ZM264 124L262 123V126H263ZM167 126H168V129H167ZM171 126V127H170ZM255 126V127H254ZM147 127V128H146ZM148 127H149V131H147L148 130ZM161 127H162V129H161ZM173 127V128H172ZM183 127H185V128H183ZM239 127L241 128V129H239ZM261 127V126H260ZM264 127V126H263ZM124 126L120 129L121 131L122 130H124L123 132H125L126 133V131H125V129H127L126 127L124 128ZM178 128V129H177ZM180 128H183L182 129V131H181V129ZM140 129H141V131H140ZM156 129V130H155ZM169 130L170 129V132H169V134L167 133V130ZM174 129V130H173ZM3 130V131H2ZM155 130V131H154ZM161 130V131H160ZM235 130V131H234ZM248 130V131H247ZM250 130H251V132H250ZM262 130L264 131V128H262ZM83 131V130H82ZM143 131L144 132H146V133H143ZM158 131V132H157ZM173 131V132H172ZM183 131H184V133H183ZM255 130H253V132H254ZM262 131V132H263ZM143 133L144 134V136H143V134H142V136L141 135H139V133ZM149 132V133H148ZM181 132V133H180ZM246 132H248V133H246ZM250 132V133H249ZM257 132V133H256ZM256 132H255V134L257 135V134H259L258 136H260V134H262L261 136L263 137V135H264V133H258L259 131L256 129ZM82 133V134H81ZM140 133V134H141ZM222 133V134H221ZM235 133H236V135H235ZM80 134L82 135V138H84V140L80 137ZM135 134V135H134ZM148 134V135H147ZM166 134H168V136L169 137H166L165 138V136H166ZM170 134H171V136H170ZM175 134V135H174ZM178 134V135H177ZM217 134V135H216ZM240 134V135H239ZM224 135V136H223ZM243 135L245 136H247V137H249V139L248 138H241V137H243ZM150 136V137H149ZM236 136V139H237V141L236 142H239L238 141V139L239 138H237L238 136L241 138V140L243 141V142H241L242 143V145L240 144V145H238L236 142H235V137ZM139 137H140V139H139ZM159 137H161V138H159ZM163 137V138H162ZM220 137V138H219ZM256 136H254V141H256L257 140V142L261 139L260 137L258 138V139H256L255 138ZM3 138V139H2ZM142 138V139H141ZM146 138V139H145ZM152 138V139H151ZM154 138V139H153ZM168 138V139H167ZM212 138H209L210 140L212 139ZM232 138H233V142H230L229 143V141L228 140H231L232 141ZM137 139V140H136ZM145 139V140H144ZM164 139H165V141H164ZM217 139H220V140H217ZM140 140V141H139ZM155 140V141H154ZM217 140V141H216ZM240 140V139H239ZM240 140V141H241ZM252 140V139H251ZM2 141H5V144H2L3 142ZM161 141V142H160ZM163 141V142H162ZM168 141V142H167ZM261 141H264V137H263V139H261ZM260 141V142H261ZM8 144H7V143ZM126 142H127V144H126ZM160 142V143H159ZM236 144H235V143ZM252 142V141H251ZM96 143V142H95ZM159 143V144H158ZM232 143H234L235 145H233ZM17 144V145H16ZM145 144V145H144ZM250 144V145H251ZM258 144V143H257ZM4 145V146H3ZM122 145V146H121ZM124 145V146H123ZM233 145V146H232ZM237 145V146H236ZM14 146H16V147H14ZM168 146V145H167ZM180 146V147H179ZM211 146H212V144H211ZM217 146V145H216ZM242 146V147H241ZM257 146H259V145H257ZM120 147H122V148H120ZM2 148V149H3ZM97 148H99V146L97 147ZM145 148V149H144ZM169 148V147H168ZM220 148V149H219ZM249 148V149H248ZM174 149H176L177 150V148H174ZM222 149V150H221ZM247 149H248V151H247ZM13 150V149H12ZM122 150V151H121ZM120 151V152H119ZM248 153V154H247ZM256 153V155H258ZM19 155V156H18ZM96 156V155H95ZM164 157V158H163ZM204 157V156H203ZM9 158V159H8ZM97 158V159H96ZM144 158H145V160H144ZM21 159V160H20ZM62 159V160H61ZM15 160H16V162H15ZM12 161V162H11ZM14 161V162H13ZM119 162V163H118ZM246 162V163H245ZM19 163V164H18ZM18 164V165H17ZM28 164V165H27ZM97 164H99L100 166H99V168H98V165ZM113 164V166L112 167H114L113 169H111L112 167L110 166V165H112ZM191 164V165H190ZM134 165V166H133ZM97 166V167H96ZM102 166V167H101ZM196 166H198V167H196ZM29 167V168H28ZM184 168V169H183ZM95 169H96V171H95ZM97 169H99V170H97ZM31 170H32V172H31ZM84 171V172H83ZM101 171V172H100ZM109 171V172H108ZM48 172H49V174H48ZM98 172V173H97ZM100 172V173H99ZM253 172H254V174H253ZM76 174V175H75ZM100 175V177H99V175ZM102 174V175H101ZM54 175V176H53ZM122 175V176H121ZM251 175H252V177L251 178H253L254 177V179H253V181L254 182H256V181H262L263 180V176L261 177V176H259V174H258V171H255V170H253V171H251ZM50 178H49V177ZM70 177V179H69V177ZM76 176L78 177V178H76ZM84 176V177H83ZM91 177L90 179L91 180H89V178H86V177ZM103 176H104V178H103ZM136 176V177H135ZM47 177V178H46ZM117 177V178H116ZM165 177H166V179H165ZM68 178V179H67ZM99 178V179H98ZM144 178H146V179H144ZM197 178V179H196ZM262 178V179H261ZM17 179H18V182H17ZM81 179V180H80ZM85 179V180H84ZM93 179V180H92ZM97 179V180H96ZM165 179V180H164ZM70 180V181H69ZM80 182H79V181ZM84 180V181H83ZM95 180V181H94ZM105 180H107V181H105ZM175 180H177V181H175ZM64 181V182H63ZM78 181V182H77ZM83 183H82V182ZM139 181V182H138ZM153 181V182H152ZM14 182V183H15ZM21 182H23V183H21ZM88 182V183H87ZM134 182V183H133ZM143 182H144V184H143ZM75 185H74V184ZM79 183H82V184H79ZM26 184V185H25ZM33 184V185H32ZM84 184V185H83ZM88 184V185H87ZM146 184V185H145ZM171 186H170V185ZM100 185V186H99ZM144 185V186H143ZM35 186V187H34ZM79 186H82V187H79ZM140 186V187H139ZM32 187V188H31ZM78 189H77V188ZM105 187H109V188H111V187H113V188H111V190H110V192H112V194L113 195H115V198H114V200H111L110 199V197H108L107 195H105L104 193H103V191H102V189L104 188L105 189ZM136 187V188H135ZM142 187V188H141ZM145 189H144V188ZM38 188V189H37ZM40 188V189H39ZM77 189V192H76V190H74V191H71V190H73V189ZM83 188V189H82ZM133 188V189H132ZM35 189V190H34ZM64 189V190H63ZM65 189L67 190V193H65L66 191H65ZM97 189V190H96ZM135 189V190H134ZM140 191H139V190ZM180 189V188H179ZM28 190V191H27ZM32 190H34V192L32 191ZM79 190V191H78ZM84 191V192H82V191ZM94 191V195L92 194V197H90L91 199V201L89 200V198H88V196H87V199L86 198H83V196L81 197V195H87L86 194V192L87 193H89V191L91 192V191ZM130 190H132L131 192H130ZM143 190V191H142ZM170 190V191H169ZM31 191H32V193H31ZM97 191V192H96ZM99 191V192H98ZM127 191V192H126ZM137 191V192H136ZM24 192H26V193H24ZM69 192V193H68ZM72 192H74L75 194L73 195V193ZM78 192H80V193H78ZM18 193V194H17ZM31 193V194H30ZM62 193H64V194H62ZM77 193V194H76ZM92 193V192H91ZM91 193H89V195H91ZM133 195H132V194ZM141 193V194H140ZM145 193H149V195L148 194H146V195H144ZM202 193V192H201ZM26 194V195H25ZM66 194V195H65ZM67 194H69V196H67ZM78 194H80V195H78ZM173 194H176V195H173ZM4 195H5V198H4ZM19 195V196H18ZM64 196V198H63V196ZM77 195V196H76ZM129 195V196H128ZM136 195V196H135ZM142 195H143V197H142ZM151 195V196H150ZM19 197V198H17V197ZM21 196V197H20ZM68 197V199H67V197ZM72 196V197H71ZM73 196H75L76 198H74ZM128 196V197H127ZM145 196V197H144ZM149 196V198H147ZM152 196H154V197H152ZM29 197H31V199L29 198ZM69 197H71V198H69ZM78 197V198H77ZM86 197V196H85ZM170 197V198H169ZM171 197H174V200L173 201H171L173 198H171ZM5 200H4V199ZM21 198V201L19 200ZM127 198H128V200H127ZM132 198V199H131ZM140 198V199H139ZM17 199L19 200V201H17ZM23 199V200H22ZM30 199V200H29ZM35 199V203H34V200ZM72 199V200H71ZM80 199V200H79ZM83 199V200H82ZM93 199H94V202H93ZM97 199V200H96ZM33 201V203H32V201ZM41 200V201H40ZM65 200H67L66 202H65ZM78 200H79V203H78ZM131 200V201H130ZM2 201V202H1ZM26 201V202H25ZM28 201V202H27ZM29 201H30V204H29ZM36 201H37V203H36ZM64 201V202H63ZM72 201V202H71ZM74 201L76 202V203H78V206H77V204H75L74 203ZM82 201V202H81ZM89 201H90V203H89ZM126 201H129L127 204H125L126 203ZM144 201H146V202H144ZM170 201H171V203H170ZM228 201H233V203H237L238 202V200H237V198H235V197H229L228 198ZM39 202V203H38ZM101 202V203H100ZM144 202V203H143ZM176 202V203H175ZM2 203V204H1ZM5 203H8V204H5ZM24 203V205H22ZM26 203H27V205H26ZM65 203V204H64ZM67 203H71V205H69V204H67ZM75 205L74 207L72 206L73 204ZM83 203V204H82ZM86 203V204H85ZM115 203V204H114ZM142 203V204H141ZM149 203V204H148ZM173 203V204H172ZM34 204V205H33ZM35 204H37V205H35ZM38 204H40V205H38ZM82 204V205H81ZM91 204V205H90ZM97 205V207H98V209L99 210H97V213H95L94 212V206H95V210L97 209L96 208V205ZM98 204H100V205H98ZM102 204V205H101ZM128 204H130V206L128 205ZM151 204V206H149ZM11 205H12V207H11ZM30 205L32 206V207H30ZM88 205H89V208H88ZM94 205V206H93ZM145 205H148V207H149V209L151 210V212H150V210H148V207H146ZM158 205V206H157ZM166 205H167V207H166ZM18 206V207H17ZM26 206V207H25ZM27 206H28V208H27ZM36 206V207H35ZM77 206V207H76ZM128 206V207H127ZM138 206V207H137ZM142 206V207H141ZM218 206V207H217ZM20 207H25V208H20ZM79 207H81L80 209H79ZM90 207H91V209L92 210H89L90 209ZM102 207V208H101ZM127 207V208H126ZM130 207H133L132 208V210H131V208ZM142 209H141V208ZM143 207H144V210H143ZM151 207V208H150ZM216 207V208H215ZM14 208V209H13ZM31 208V209H30ZM73 208H75V210H76V212L78 211V210H82V215L80 214V212L78 211V215H80L81 217H84L83 219H85V217H87V215H88V217H90V215H92L93 216V214H94V216L96 215V214H98V216H99V218L100 217H102V218H100V219H102V221L98 218V220L99 221H97L95 218L96 217H98V216H96V217H94L93 216V218H94V220H96L95 221V223H93V221L92 220H90L89 219V221L92 223V224H98L99 222L101 223V222H103L105 219H106V221H104L106 224H107V226L106 227H104L103 228V230L101 231V232H97V231H95V230H93V231H91V233H89L90 231H89V229L91 230L92 228V226L94 227V226H96V225H92L91 226V224L89 223V221H88V219L86 218L85 220H83L81 217H79L78 219L77 218H74L75 216H76V214L77 213H75V211L74 210H72ZM125 208V209H124ZM130 208V209H129ZM135 208V210H133ZM147 208V209H146ZM159 208V209H158ZM213 208V209H212ZM221 208V207H220ZM24 209H26V210H24ZM27 209H29L28 211H27ZM32 209H34V210H32ZM78 209V210H77ZM87 209H88V211H92L91 213L90 212H88L87 211ZM127 209H129V210H127ZM158 209V210H157ZM72 210V211H71ZM83 210H84V212H83ZM101 210H102V212H101ZM109 210V211H108ZM124 210V211H123ZM138 210V211H137ZM142 210V211H141ZM177 210V211H176ZM212 210V211H211ZM214 210V211H215ZM11 211V212H10ZM19 211H21L20 213H19ZM27 211V212H26ZM34 211V212H33ZM47 211V212H46ZM136 211V212H135ZM152 211H153V214H152ZM6 212H4L5 214H3V216H5L6 215ZM15 212V213H14ZM29 212H31L30 214H28ZM70 212H72L73 214H71ZM86 212V213H85ZM88 212V213H87ZM94 212V213H93ZM100 212L102 213V214H100ZM131 212H133V213H131ZM142 212V213H141ZM148 212V213H147ZM155 212V213H154ZM208 212V211H207ZM17 213H18V215H17ZM93 213V214H92ZM105 215H104V214ZM113 213V214H112ZM139 213H141V214H139ZM10 214H11V216L12 217H9L10 216ZM71 214V216H68V215H70ZM74 214H75V216H74ZM85 214H86V216H85ZM110 216H109V215ZM125 216H124V215ZM128 214V216H126ZM131 214V215H130ZM135 214V215H134ZM144 215V217L146 218V219H142V217H143V215ZM151 214V215H150ZM26 215V216H25ZM31 215V216H30ZM50 215V216H49ZM64 215L67 217L68 216V218H72V220L74 219H76L77 220V223H81L80 224V229L79 228H77L76 227V221H75V223H74V221H73V224H71V226H73V229H75L74 231H72V230H70L69 228H70V226L68 227V224H66V223H68V221H69V223L70 222H72V220L70 221V219H68V220H66L67 218H65L64 217ZM104 215V216H103ZM116 215V216H115ZM122 215V216H121ZM157 215V216H156ZM21 216V217H20ZM23 216V217H22ZM48 216L50 217V218H48ZM58 216V217H57ZM61 216H63L62 217V219H63V221H60L61 220V218H59V217H61ZM109 216V217H108ZM130 216V217H129ZM136 216V217H135ZM103 217H105V218H103ZM113 217H116V218H113ZM121 217H124L125 218V220H124V218H121ZM128 217V218H127ZM137 217H138V219H137ZM6 218V220H8ZM53 218V219H52ZM59 218V219H58ZM82 220H81V219ZM92 218V219H93ZM119 218V219H118ZM23 219V220H22ZM45 219V220H44ZM104 219V220H103ZM149 219V220H148ZM156 219V220H155ZM38 220V221H37ZM64 220H66V222L64 221ZM79 220V221H78ZM83 222V221H85V225L81 222V221ZM86 220H87V222H86ZM127 220V221H126ZM151 221V222H149L148 223V221ZM261 220V221H260ZM49 221V222H48ZM124 221H126V222H124ZM7 223H9L8 225L10 226V225H12V219H10L9 220V222L8 221H6ZM48 222V223H47ZM52 222V223H51ZM63 222V225L61 226V228H60V225H61V223ZM142 222V223H141ZM11 223V224H10ZM39 223V224H38ZM131 223V224H130ZM146 223V224H145ZM202 225H201V224ZM32 224V225H31ZM37 224V225H36ZM64 224H66V228H65V225ZM87 224L90 226V228L87 226ZM148 224H150V225H148ZM216 224H218V225H216ZM47 225V226H46ZM70 225V224H69ZM78 225V224H77ZM124 225V226H123ZM193 227H192V226ZM200 225V226H199ZM214 225V224H213ZM223 226H224V224H222ZM247 225V224H246ZM263 225V226H262ZM41 226V227H40ZM43 226H45V227H43ZM64 226V227H63ZM86 227V231H85V233H86V235H85V233H83L82 231H81V233L79 232V235H75V236H77V237H79V236H83V237H81V239L83 240H81V239H79V241L77 240V237H75L74 235H73V233L75 234V232H76V230L77 229H79L78 231H80L81 230V228L83 229V227ZM124 227V229L125 228H128L127 230H123V231H125L124 233H122L121 234V227ZM127 226V227H126ZM146 226V227H145ZM199 227V231L198 230H195L194 231V229H196L195 227ZM28 227V228H27ZM32 227V229H30ZM68 227V228H67ZM84 227V228H85ZM122 227V228H123ZM143 228V231H142V228ZM158 227L160 228V230H162V232L159 230V231H157L158 230ZM186 227V228H185ZM191 227H192V230H190L191 229ZM236 227V228H235ZM258 227V228H257ZM12 228V227H11ZM44 228V229H43ZM62 230L61 232H62V235H61V233H60V231L58 230ZM65 230H64V229ZM89 228V229H88ZM152 228V229H151ZM201 228V229H200ZM213 228V229H214ZM226 228H227V230H226ZM241 229L240 231L242 232V230L244 229V228H246V230H244V231H246V232H242V233H244L245 235L244 236H241V240L240 239H238V242H237V239L236 240H234V239H232L233 237H234V234H233V236H232V232H236L238 229ZM48 229V230H47ZM50 229H52V230H50ZM55 229H57V230H55ZM67 229H69L68 231H71L68 235H67V232H65V231H67ZM93 229H95V228H93ZM149 229V230H148ZM153 231L154 229H157L155 232L153 231V232H151V230ZM188 229V230H187ZM198 229V228H197ZM236 229V230H235ZM254 229H256L257 231H258V233H255V231L256 230H254ZM261 229H263V231L261 230ZM27 230H29V232H27ZM32 230V231H31ZM43 230H45V232H43ZM54 230V231H53ZM165 231V233H166V235L167 236H165V234L163 233L164 231ZM229 230V231H228ZM24 231V232H23ZM40 231H42V232H40ZM56 231L58 232L59 231V233H57L56 234ZM64 231V232H63ZM77 231V232H78ZM89 231V232H88ZM121 231V232H120ZM127 231V232H126ZM137 231H139V232H137ZM142 231V232H141ZM186 231V232H185ZM221 231H223V233L221 232ZM228 232V234L226 235L225 234V236H223L224 235V233L225 232ZM239 231V232H240ZM248 231V232H247ZM256 231V232H257ZM26 232V233H25ZM31 232H32V235H31ZM47 232V235L46 234H44V233H46ZM51 232V233H50ZM53 232V233H52ZM120 232V233H119ZM129 232V233H128ZM135 232H137V233H139V234H142L143 236H144V234L146 233V234H148V233H150V235H145L144 237H147L144 241L142 240L143 238H141V237H143L142 235H136L137 233H135ZM143 232H145V233H143ZM162 233V234H164L163 235V237H165L164 238V241H165V239H166V241H167V239H168V241L166 242H163V238H162V235L161 236H157V237H160V238H157L156 236H155V233ZM197 232V233H196ZM220 232L222 233L221 235H219L220 234ZM226 232V233H227ZM231 232V233H230ZM261 232V233H260ZM63 233L65 234V235H63ZM72 233V234H71ZM96 234L95 235V237H94V235H90V234ZM118 233H119V235H118ZM132 233V234H131ZM181 233H182V236H181ZM184 233H185V235L187 236L186 238H188L189 239V241L188 240H184ZM187 233V234H186ZM230 233V234H229ZM242 233H239V234H242ZM42 234V235H41ZM52 234V235H51ZM60 235V238H58L59 237V235ZM81 234V235H80ZM84 234V235H83ZM120 234H121V236H120ZM134 235L133 237L131 236V235ZM189 234V235H188ZM239 234H238V232L236 233V235H238L239 236ZM247 234V235H246ZM250 234V235H249ZM252 234V235H251ZM256 234V235H255ZM49 235V237H47ZM54 235H55V237H54ZM57 235V236H56ZM66 235H67V237L69 238V236H74V237H70V240L71 239H73L74 240V238L76 239V243H78L77 245H76V243L74 244L72 241L70 242V244L68 243L70 240L69 239H67V237H66ZM110 235V236H109ZM125 237H124V236ZM129 236V238H128V236ZM156 235H158V234H156ZM190 235H192L193 237H194V240L195 241H193V239H192V242L191 243H189L190 241H191V239L190 238H193V237H191ZM243 235V234H242ZM27 236V237H26ZM61 236H63L62 238H61ZM100 236V237H99ZM108 236V237H107ZM113 236H114V238L116 239H114L113 238ZM141 236V237H140ZM152 236L153 237H156V238H152ZM180 236H181V238H180ZM188 236H190V237H188ZM225 237V238H223V240L221 239L222 237ZM226 236H228L227 238H226ZM229 236H231V237H229ZM248 236V237H247ZM51 237V238H50ZM52 237L53 238H55V239H52ZM66 237V238H65ZM85 237V238H84ZM87 237V238H86ZM109 238V237H111L112 238V240L114 241L113 243H112V241H111V239H109L110 241H109V244H108V239L107 238ZM132 237V238H131ZM134 237H138V238H141L140 239V241L142 240V243H144V244H142L140 241H136L138 244H139V242H140V244L139 245H141L139 248H137V250H136V247H138L136 244V242H134V243H136L135 245H136V247L134 246V243H133V238ZM168 237V238H167ZM183 237V238H182ZM236 237V236H235ZM234 237V238H235ZM242 237H246V239L244 238V239H242ZM35 238V239H34ZM42 238H43V240H42ZM47 238V239H46ZM48 238H49V240H48ZM56 238H57V240H59V239H61V240H59V242L58 241H56ZM64 238V239H63ZM84 238V239H83ZM128 238V239H127ZM134 239V241L135 240H137V239ZM177 238V239H176ZM230 238V239H229ZM250 238V239H249ZM51 239V240H50ZM89 239V240H88ZM99 239V240H98ZM102 239H105V241L104 240H102ZM132 241H131V240ZM151 241H149V240ZM162 239V240H161ZM178 239H182L181 240V242L180 243H178L179 241H178ZM216 239V240H215ZM221 239V240H220ZM226 239H228V240H226ZM252 239V240H251ZM46 240V241H45ZM63 240V241H62ZM68 240V241H67ZM81 240V241H80ZM101 240L102 241H104V244L103 245H106V246H103V248L101 247ZM131 241V243H130V241ZM152 240H153V242H156V243H154V244H157V246L156 245H154V244H152ZM159 240V241H158ZM175 242H174V241ZM184 240V241H183ZM226 240V241H225ZM232 240L234 241V242H232ZM244 242H243V241ZM34 241V242H33ZM42 241V242H41ZM51 241H52V243H51ZM60 241H61V243L63 242V244L61 245V243H60ZM65 241V242H64ZM90 241V242H89ZM100 243H99V242ZM118 241V242H117ZM123 241L126 243V244H124L123 243ZM148 241V242H147ZM185 241H187L186 243H185ZM221 241H223L222 243H221ZM248 241V242H247ZM250 241V242H249ZM45 243V246H43L42 245V243ZM49 242V243H48ZM79 242H80V244H79ZM105 242H107V243H105ZM115 242H117V243H115ZM122 242V244H120L119 246H117L118 245V243H121ZM147 242V243H146ZM184 242V244L185 245H183L182 243ZM232 242V243H231ZM241 242L244 244H241ZM25 244V246L27 247L26 249H28V250H30L31 251V253L32 254H34V255H32L31 253H29L30 251H28V250H26V249H23V245ZM48 243V244H47ZM56 243H60V245H58V248H56L57 247V244ZM67 244V249L65 248L66 247V245L65 246H63L64 244ZM74 244V245H72V244ZM91 243V244H90ZM129 243L130 244H133V245H129ZM149 243L151 244V245H149ZM162 243H166V244H164L163 245V247L161 246L162 245ZM170 243V244H169ZM192 243L195 245H192ZM227 243H228V245H227ZM237 243L238 244H240V245H237ZM23 244V245H22ZM35 245V246H32V245ZM43 246V247H41V249H40V246ZM55 244V245H54ZM90 244V245H89ZM113 244H114V246H113ZM168 244V245H167ZM171 244H173V245H171ZM190 244V245H189ZM50 245H52L51 247H50ZM68 245H71L70 247L71 248H68L69 246ZM85 245V246H84ZM88 245H89V247H88ZM91 245H92V247H91ZM96 245V246H95ZM99 245H100V247H99ZM109 245V246H108ZM129 245V246H128ZM144 245V246H143ZM154 245V247H152ZM167 245V247H164V246H166ZM230 245H232V246H230ZM21 246H23V247H21ZM36 246H39V247H36ZM55 247V249H54V247ZM74 246V247H73ZM120 246H122L121 247V249L124 247V246H127L128 247V249H129V251H130V249H131V251H130V256H129V258H127V256H122V254L120 253ZM148 246V247H147ZM149 246H151V248H152V250H153V248L157 251V252H155L154 250L151 252V253H148L147 251H146V248H149ZM160 246V247H159ZM258 246H260V247H258ZM35 247V248H34ZM49 248V249H47V248ZM62 247V248H61ZM86 249H90L91 251L90 252H92V251H95V252H97V254H96V256H95V254H94V256L92 255L93 254V252L91 253V257H95V259L93 258V260H91V261H86L85 262V260L82 258V255H80V254H82L83 253V251L84 250H82V249H84V248ZM94 247V248H93ZM96 247V248H95ZM108 247V248H107ZM117 250L118 249V247H119V250H115L114 248ZM130 247V248H129ZM157 247H158V249H157ZM169 247H171L172 249H174L175 250V252H174V250L172 251V253H171V248H169ZM190 247V248H189ZM234 247V248H235ZM244 247V248H243ZM254 247V248H253ZM261 247H263V249L261 248ZM37 248H39L38 250H39V252H38V250H37ZM60 248V249H59ZM79 248H81V249H79ZM98 248H99V250H98ZM102 248V249H101ZM113 248V249H112ZM145 249V253H143L144 251H143V249ZM258 248L260 249H262V251H261V249L260 250H258ZM64 249H66L67 251H68V253H70L71 254V252H72V254L71 255H69L68 253H67V251H63ZM74 250V252H73V250ZM76 249V250H75ZM79 249V250H78ZM93 249V250H92ZM96 249H97V251H96ZM101 249V250H100ZM103 249H107L106 251L105 250H103ZM112 249V251H109V255L110 256H108V250H111ZM178 249V250H177ZM182 249V250H181ZM213 249V250H212ZM247 249V250H246ZM34 252H33V251ZM37 250V251H36ZM40 250L42 251V255L40 254L41 252H40ZM82 250V251H81ZM114 250V251H113ZM148 251L149 250H151L150 248L149 249H147ZM169 250V251H168ZM216 251L218 250V249H215ZM240 250V252H238ZM252 250V251H251ZM36 251V252H35ZM48 251V252H47ZM62 251V252H61ZM79 253H78V252ZM103 252L102 254L100 253V252ZM105 251V252H104ZM243 251V252H242ZM249 251V252H248ZM259 251V252H258ZM107 252V253H106ZM113 252V253H112ZM116 252V253H115ZM139 252H140V254H139ZM150 252V251H149ZM156 254H155V253ZM159 252V253H158ZM176 252H180V254H182V253H185V252H187L190 256H188L187 257V255L188 254H186V259L184 258V254H182V255H180V254H178V253H176ZM257 252L258 253H260V254H257ZM20 253V252H19ZM41 255V260H38L37 258H39V254ZM53 253H54V255H53ZM56 253V254H55ZM76 255H78L77 257H79V260L77 259V257L75 256L74 257V255L75 254ZM112 253V254H111ZM115 253V254H114ZM132 253V254H131ZM137 253H138V255H137ZM145 254V255H143V254ZM170 253V254H169ZM178 254L179 256H177L176 254ZM190 253H192V254H190ZM204 253V254H203ZM212 253V254H211ZM239 253V254H238ZM14 254V257L16 258V259H18V258H20L18 255H17V257H16V255ZM23 254V255H22ZM30 254L32 255L31 257H30ZM50 254V255H49ZM68 254V256L66 257V255ZM74 254V255H73ZM107 254V255H106ZM121 254V255H120ZM153 254H155V255H153ZM158 254V255H157ZM167 254V255H166ZM175 254V255H174ZM209 254V255H208ZM12 255H13V253H12ZM36 255H37V257H36ZM46 255H47V257H46ZM53 256V258H51L52 256ZM80 255V256H79ZM98 255H100V256H98ZM114 255H115V257H114ZM150 255V256H149ZM171 256V258H169V256ZM173 255V256H172ZM235 255V256H234ZM239 255H240V257H239ZM255 258L254 260H253V258H252V256ZM257 255V256H256ZM263 255V256H262ZM43 256V257H42ZM49 256V257H48ZM60 257L59 259H58V257ZM69 256H72L71 258H69ZM107 256H108V258H109V260H107L108 258H107ZM113 256V257H112ZM120 256V257H119ZM142 258H141V257ZM148 258H147V257ZM166 256H168V257H166ZM177 256V257H176ZM181 256V257H180ZM196 257V259H198L196 262H198V263H196L195 262V258H193V257ZM198 256L200 257V258H202L201 259V262H200V258H198ZM248 258H247V257ZM249 256H251V257H249ZM258 256H259V258H258ZM82 259H81V258ZM116 257H118L117 258V260L115 261V259L114 258H116ZM137 257V258H136ZM145 257V258H144ZM174 257V258H173ZM190 257H192L191 259H188V258H190ZM205 257V258H204ZM237 257H239V259H238V261L236 260L237 259ZM246 257V258H245ZM257 257V258H256ZM262 257V258H261ZM34 258H35V260H38V261H35L34 260ZM39 258V259H40ZM51 258V259H50ZM131 258H135L134 259V261H132L133 259H131ZM139 258V259H138ZM147 258V259H146ZM150 258H151V260H150ZM169 258V259H168ZM252 259V262H251V260H249V259ZM0 259H1V257H0ZM98 259V260H97ZM110 259H112L111 261H110ZM126 259V260H125ZM128 259H130V260H128ZM137 259V260H136ZM141 259V260H140ZM142 259H146V261L144 260H142ZM149 259V260H148ZM167 259V260H166ZM177 259V260H176ZM188 259V261L186 262V260ZM193 259V260H192ZM260 259V260H259ZM84 260V261H83ZM114 260V261H113ZM119 260V261H118ZM124 260V261H123ZM135 260L137 261V263L135 262ZM148 260V261H147ZM154 260V261H153ZM161 262H160V261ZM206 260V261H205ZM243 260V259H242ZM242 260H241V262H242ZM256 260V261H255ZM69 261V262H70ZM82 261V262H81ZM127 261V262H126ZM132 261V262H131ZM140 261V262H139ZM150 261H151V263H150ZM166 261V262H165ZM204 261V262H203ZM258 261H260V263L258 262ZM77 262H79V263H77ZM121 262H123V263H121ZM131 262V263H130ZM143 262V263H142ZM148 262V263H147ZM153 262V263H152ZM163 262V263H162ZM165 262V263H164ZM190 262V263H189ZM244 262L243 263H241V264H244ZM36 263V264H37ZM94 263V262H93ZM133 263V264H134ZM245 263V264H246ZM71 264V263H70ZM118 264V263H117ZM168 264H170V262L168 263ZM172 264V263H171ZM264 264V263H263Z\"/></svg>",
    "mask_w": 264,
    "mask_h": 264
},
{
    "label": "water",
    "instance_id": "3",
    "mask_svg": "<svg viewBox=\"0 0 264 264\" xmlns=\"http://www.w3.org/2000/svg\"><path fill=\"white\" fill-rule=\"evenodd\" d=\"M66 81V80H65ZM52 83H58V82H52ZM50 83V84H52ZM47 87V86H46ZM45 87V88H46ZM43 88L38 94H37V98L40 100L42 98V96L38 97L39 94H41V92L45 89ZM14 97L11 98V102H14ZM62 160V159H61ZM11 180H14V177L11 175ZM20 226L17 223V219H16V215H13L12 217V232H13V248L15 250H19L20 248Z\"/></svg>",
    "mask_w": 264,
    "mask_h": 264
}]
</instances>
